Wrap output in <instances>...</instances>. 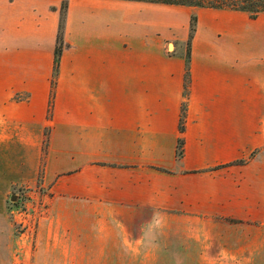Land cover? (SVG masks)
Segmentation results:
<instances>
[{
  "label": "crops",
  "instance_id": "1",
  "mask_svg": "<svg viewBox=\"0 0 264 264\" xmlns=\"http://www.w3.org/2000/svg\"><path fill=\"white\" fill-rule=\"evenodd\" d=\"M62 1L0 0V233L23 183L33 264H264V11L194 8L178 157L193 8L67 0L49 114Z\"/></svg>",
  "mask_w": 264,
  "mask_h": 264
},
{
  "label": "rangeland",
  "instance_id": "2",
  "mask_svg": "<svg viewBox=\"0 0 264 264\" xmlns=\"http://www.w3.org/2000/svg\"><path fill=\"white\" fill-rule=\"evenodd\" d=\"M193 10H191L190 12H187V21H188V32H190V27H191V17L192 16H196V22L194 24V28L192 31V37L193 35L196 33L197 31V26H198V17L196 12L194 11V8L197 7H193ZM67 8V7H66ZM66 12L64 14V18H65ZM182 15L181 12L178 11L177 16ZM63 34H64V21H63V27H62V41H63ZM180 33H176L175 35H173L172 38H169L167 40L164 41L165 43V48H167L169 51H182L184 53L187 52L188 49V35L185 39H179L180 38ZM191 37V40H192ZM191 40H190V47L191 48ZM171 43V45H169ZM185 56V55H184ZM46 141H47V137H45V142L43 141V154L46 152ZM259 151H264L263 150H255L251 153L250 156H254L255 154H258ZM264 152H261L262 155ZM19 155L22 154V152L18 153ZM41 162H42V157H41ZM40 172L38 177H40ZM32 189V188H31ZM31 189L27 188V185L21 183V185H16L15 188H13V190H11L10 194H7L5 196V200H4V204H5V209H6V220L10 225L9 228V232L4 231L0 233V237H1V244L3 243L5 246H10L11 247V257L9 260L5 261V263L3 264H33L32 262V256L35 250V246L37 243V233H38V223L36 224V233H35V237L34 240L31 241L29 244L27 242V240L21 236V231L20 228L18 226H16V224L14 223V213L20 209V208H26V207H32V205L35 206V203L41 199V197H45L44 195H41L42 193L45 192V190H43V188L40 190L39 188L37 189V191L39 190L41 194H38V197H33L30 194V191H32ZM12 195H17L16 199H14L15 201L11 200V196ZM46 199L44 200L43 198V202L47 203V207L49 206V199L47 197H45ZM41 199V200H42ZM33 206V207H34ZM45 215V213H44ZM22 247V248H20ZM18 249L20 251H22L23 253L18 257ZM17 256V257H16ZM22 258V261H21ZM28 259L24 260V259Z\"/></svg>",
  "mask_w": 264,
  "mask_h": 264
},
{
  "label": "trees",
  "instance_id": "3",
  "mask_svg": "<svg viewBox=\"0 0 264 264\" xmlns=\"http://www.w3.org/2000/svg\"><path fill=\"white\" fill-rule=\"evenodd\" d=\"M133 1H144L151 3H161L168 5H178V6H193L199 8H212V9H222V10H234V11H242L247 13L251 18H255L259 13L264 11V0H133ZM67 0H63L60 8V22H59V31L56 41V46L54 49L53 56V73L51 78V91L49 98V109L48 112L50 114L52 103L55 94V86H56V78L58 74V67L60 62V57L62 53V49L64 46H67L62 41V27L64 21V14L66 12ZM196 22V16L191 17V27L188 37V49L185 53V73H184V88H183V101L181 102V111L179 117V137L177 138V156L180 157L182 155V146H183V132H184V121L186 115V107H187V96H188V86L190 82V40L192 37V31L194 28V24ZM238 163H242L243 160H238Z\"/></svg>",
  "mask_w": 264,
  "mask_h": 264
},
{
  "label": "built area",
  "instance_id": "4",
  "mask_svg": "<svg viewBox=\"0 0 264 264\" xmlns=\"http://www.w3.org/2000/svg\"><path fill=\"white\" fill-rule=\"evenodd\" d=\"M33 206L34 205L23 209L20 208L14 213V223L20 228L21 236L27 240L28 244L34 240L36 224L44 216V213H46L47 210V203L43 202L41 199L35 203L34 207ZM22 253L23 252L18 249V257Z\"/></svg>",
  "mask_w": 264,
  "mask_h": 264
},
{
  "label": "water",
  "instance_id": "5",
  "mask_svg": "<svg viewBox=\"0 0 264 264\" xmlns=\"http://www.w3.org/2000/svg\"><path fill=\"white\" fill-rule=\"evenodd\" d=\"M169 45H171V43H170ZM16 197H17V195H12V196H11V200H12V201H15L14 199H16Z\"/></svg>",
  "mask_w": 264,
  "mask_h": 264
}]
</instances>
